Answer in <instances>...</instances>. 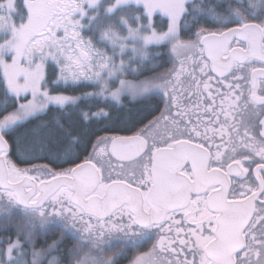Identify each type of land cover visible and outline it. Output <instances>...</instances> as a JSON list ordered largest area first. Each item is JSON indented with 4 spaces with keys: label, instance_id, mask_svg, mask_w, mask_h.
Listing matches in <instances>:
<instances>
[{
    "label": "snow or ice",
    "instance_id": "1",
    "mask_svg": "<svg viewBox=\"0 0 264 264\" xmlns=\"http://www.w3.org/2000/svg\"><path fill=\"white\" fill-rule=\"evenodd\" d=\"M22 9L0 0V264H264V0Z\"/></svg>",
    "mask_w": 264,
    "mask_h": 264
},
{
    "label": "trees",
    "instance_id": "2",
    "mask_svg": "<svg viewBox=\"0 0 264 264\" xmlns=\"http://www.w3.org/2000/svg\"><path fill=\"white\" fill-rule=\"evenodd\" d=\"M246 2H247V0H246ZM154 19H155L157 22L162 23V24L164 25V28L166 29V19H165V18H163V17H161V16H159V15H156V16L154 17ZM155 51H157V52H164L165 49H163V48H159V49H156ZM166 60H167V56H163V57H162V61H166ZM165 66L167 67V66H170V65H167V64H166ZM53 71H54L53 66L49 65L48 70H47V74H48L49 78H52V76H53ZM139 79H144V76H140ZM69 94H78V93H69ZM125 102H126V103H127V102H128V103H131V100L129 99L128 101H125ZM113 252H115V249H113L112 252H105V253H103L104 258L109 257V254H111V256H112V255H113ZM125 264H126V262H125Z\"/></svg>",
    "mask_w": 264,
    "mask_h": 264
},
{
    "label": "rangeland",
    "instance_id": "3",
    "mask_svg": "<svg viewBox=\"0 0 264 264\" xmlns=\"http://www.w3.org/2000/svg\"><path fill=\"white\" fill-rule=\"evenodd\" d=\"M16 2H17V4H18V6H21V10H23L22 9V2H23V0H16ZM156 15H159V16H161L160 14H154V17L156 16ZM161 17H163V16H161ZM164 18V17H163ZM166 30V29H165ZM49 65H51V64H49ZM49 65L47 66V70H48V67H49ZM52 66V65H51Z\"/></svg>",
    "mask_w": 264,
    "mask_h": 264
},
{
    "label": "clouds",
    "instance_id": "4",
    "mask_svg": "<svg viewBox=\"0 0 264 264\" xmlns=\"http://www.w3.org/2000/svg\"><path fill=\"white\" fill-rule=\"evenodd\" d=\"M109 256H111V254H109Z\"/></svg>",
    "mask_w": 264,
    "mask_h": 264
}]
</instances>
